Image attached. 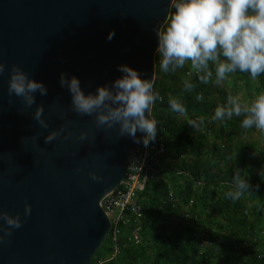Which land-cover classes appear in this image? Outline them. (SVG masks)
Instances as JSON below:
<instances>
[{"label":"water","instance_id":"water-1","mask_svg":"<svg viewBox=\"0 0 264 264\" xmlns=\"http://www.w3.org/2000/svg\"><path fill=\"white\" fill-rule=\"evenodd\" d=\"M171 9V0H0V211L23 221L0 240V264H92L111 228L101 202L123 183L128 158L142 142L71 112L60 75L78 78L86 95L122 77L120 65L154 85L156 30ZM13 64L47 88V95L34 94L31 108L9 97ZM41 104L48 129L33 119ZM62 124L65 133L45 143ZM144 135L137 132L141 141ZM90 171L103 181L94 182Z\"/></svg>","mask_w":264,"mask_h":264},{"label":"trees","instance_id":"trees-1","mask_svg":"<svg viewBox=\"0 0 264 264\" xmlns=\"http://www.w3.org/2000/svg\"><path fill=\"white\" fill-rule=\"evenodd\" d=\"M160 59L154 92L162 99L153 105L152 116L164 127L168 159L160 177L140 193L144 207L140 242L128 240L131 229L125 228L121 250L114 255L108 236L92 264H264V132L242 128V116L212 119L229 94L236 96L229 85L243 80L253 99L264 92V74L252 80L249 73L237 70L218 87L214 67L212 81L203 84L189 64L165 73ZM168 77L171 81L165 82ZM185 80L195 85L193 91L185 90ZM200 93L203 101L196 100ZM169 96L181 100L186 115L171 111ZM199 116L205 121L198 129L188 125ZM237 169L251 188L233 201L225 194L233 190ZM190 200L193 207L201 206L200 212L180 204Z\"/></svg>","mask_w":264,"mask_h":264},{"label":"clouds","instance_id":"clouds-1","mask_svg":"<svg viewBox=\"0 0 264 264\" xmlns=\"http://www.w3.org/2000/svg\"><path fill=\"white\" fill-rule=\"evenodd\" d=\"M174 11L170 14L167 27L156 30L160 68L163 72L175 73L186 64L199 81L209 84L215 70V85L222 86L228 75L239 70L249 73L252 80L264 74V0H171ZM115 33L110 32L111 40ZM123 76L110 86H99L95 94H85L80 81L75 76L69 79L65 73L60 75V85L71 93V112L79 116H94L99 129H117L119 137L129 136L136 143L148 147L155 141L157 121L152 116V108L157 100L162 99L154 92L153 80L142 79L140 74L127 65L118 66ZM5 72V65L0 62V75ZM195 85L184 81L186 91H193ZM47 95V88L42 82L29 77L18 65L13 64L10 72L8 93L22 99L27 108L36 103L35 93ZM197 101H203V93L197 94ZM12 103V100H9ZM172 112L186 115L185 105L179 98L169 96ZM43 104L36 107L33 119L43 129L49 125L43 119ZM234 116L243 117L241 127L255 128L264 132V92L256 95L250 102H242L239 96L229 94L226 104L215 108L213 120H231ZM205 121L204 116L188 120V125L198 129ZM66 125L51 130L45 137V143H52L63 133ZM144 133L142 141L137 132ZM65 135L64 138L68 139ZM87 132H81L79 139L85 140ZM79 170V169H78ZM94 182H102L103 177L95 171L88 173ZM233 190L226 192V197L239 200L251 185L236 170L232 178ZM31 214V205L25 204V217ZM0 240L11 236L13 229L22 227L19 214L15 216L0 211ZM4 224L8 227L5 228Z\"/></svg>","mask_w":264,"mask_h":264},{"label":"built area","instance_id":"built-area-1","mask_svg":"<svg viewBox=\"0 0 264 264\" xmlns=\"http://www.w3.org/2000/svg\"><path fill=\"white\" fill-rule=\"evenodd\" d=\"M163 129L164 127L157 122L155 141L150 142L148 147L141 143L131 152L123 183L107 194L101 202L111 220L108 236L112 240L114 255L121 250L122 242L126 243L123 239L125 228L131 229L127 236L128 240L140 242L141 221L144 215L140 193L150 181L160 177L161 167L167 159L168 144Z\"/></svg>","mask_w":264,"mask_h":264},{"label":"rangeland","instance_id":"rangeland-1","mask_svg":"<svg viewBox=\"0 0 264 264\" xmlns=\"http://www.w3.org/2000/svg\"><path fill=\"white\" fill-rule=\"evenodd\" d=\"M172 12L174 11V9H171ZM171 12V11H170ZM171 12V13H172ZM170 13V14H171ZM168 20L169 18L167 19L166 21V24L164 26V28L167 27V24H168ZM160 57L159 53H156V59ZM182 73V77H185L186 75V72L185 71H181ZM157 78V77H156ZM231 79V77L228 75V78L226 79V81H229ZM234 79V77H233ZM171 80L169 79V77L165 80V82H170ZM255 85H257V82L255 83ZM228 88L230 90H233L235 91L234 93L236 94V96H239L241 98V101L242 102H247V103H250V100L252 101V97L249 95L248 91H247V84L242 80V81H238L236 83H234V85H229ZM168 159V157H167ZM197 185V184H195ZM180 204L182 205V207L185 209V210H189V209H197V212H200L201 210V206L200 205H197V207H193V203H192V200H190L188 203H183V202H180ZM196 212V213H197ZM202 218L205 216L204 212H202ZM174 220H177V217L174 218Z\"/></svg>","mask_w":264,"mask_h":264}]
</instances>
